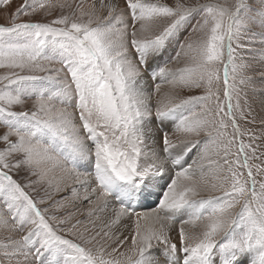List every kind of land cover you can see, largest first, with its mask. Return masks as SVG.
Wrapping results in <instances>:
<instances>
[{
  "label": "snow or ice",
  "instance_id": "obj_1",
  "mask_svg": "<svg viewBox=\"0 0 264 264\" xmlns=\"http://www.w3.org/2000/svg\"><path fill=\"white\" fill-rule=\"evenodd\" d=\"M262 139L264 0H23L0 24V264H264Z\"/></svg>",
  "mask_w": 264,
  "mask_h": 264
},
{
  "label": "rangeland",
  "instance_id": "obj_2",
  "mask_svg": "<svg viewBox=\"0 0 264 264\" xmlns=\"http://www.w3.org/2000/svg\"><path fill=\"white\" fill-rule=\"evenodd\" d=\"M53 3H55V0H52ZM75 2V0H74ZM92 2V0H85V7H87L90 3ZM162 2H167V3H172L173 0H162ZM200 2H204V0H200ZM221 3L226 2V0H220ZM227 2H231V0H227ZM23 3V0H11V3L7 6L4 5H0V24L6 23L9 17V14L11 12H13L16 8H18L21 4ZM60 13L59 9H54L52 11V15L51 16H45L44 12H37L31 16H21L20 19L21 20H33V21H47V20H51L53 18H55V16H57ZM191 23H194V21H192ZM188 33L187 31L184 32V35L181 36V39L184 38V36H186ZM175 48L178 49V45H174ZM171 55H175V52L173 51L171 53ZM175 66V65H172ZM161 90L162 92H167L169 90V86L166 84H162L161 86ZM202 89H194L191 91L188 90H184L181 92V95H200L202 94ZM223 95V90L221 87V97ZM259 96L254 97L255 100V104H254V114L257 117V123L255 125H249V127L252 128V130L254 132H256L257 135H261V127L259 125V118H260V106H259ZM245 142H247V137H245ZM257 143L261 144L262 146V150H264V139L257 141ZM195 155V153L193 154ZM190 162V161H189ZM80 195L82 196L84 193V189L78 185H76ZM63 196H68V200L65 201V212H71L74 213V217H73V222L76 219H79L82 221L81 225H80V229L83 230L85 227L91 229L93 227V222H95L96 225V229L95 230H99V226H100V220H97L96 217H89L88 213H87V209L90 207L87 202H82L81 200H75L71 197L70 195V191L66 190L64 192L61 193H57L55 198H60ZM150 208H147V210H149ZM137 211H140V209ZM111 212V208L108 210V213L102 214L101 215V219H104L108 214H110ZM134 219V217H133ZM126 224H130L131 222L128 220L124 221ZM129 232L125 231L124 235H128ZM8 233L6 231L0 230V239L4 238L5 236H7ZM14 237L17 236V234H13ZM108 243H112V241H108ZM110 251V249H109Z\"/></svg>",
  "mask_w": 264,
  "mask_h": 264
},
{
  "label": "bare ground",
  "instance_id": "obj_3",
  "mask_svg": "<svg viewBox=\"0 0 264 264\" xmlns=\"http://www.w3.org/2000/svg\"><path fill=\"white\" fill-rule=\"evenodd\" d=\"M139 210V209H138ZM151 209L147 210V208L140 209V211H150Z\"/></svg>",
  "mask_w": 264,
  "mask_h": 264
}]
</instances>
